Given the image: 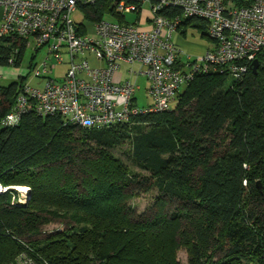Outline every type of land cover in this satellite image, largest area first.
Wrapping results in <instances>:
<instances>
[{
    "label": "trees",
    "instance_id": "trees-1",
    "mask_svg": "<svg viewBox=\"0 0 264 264\" xmlns=\"http://www.w3.org/2000/svg\"><path fill=\"white\" fill-rule=\"evenodd\" d=\"M111 8L97 0L79 11L92 25L112 17ZM135 13L138 22L141 7ZM206 26L187 18L177 31L195 27L207 37ZM18 47L13 66L22 60L21 42L0 41V66ZM258 62L240 79L196 75L165 111L101 130L33 112L3 126L26 77L0 87V187L7 189L0 192V264L22 253L37 264H180L181 249L186 264H264L262 56ZM125 144L142 173L114 156ZM12 187L28 188L27 201L18 203ZM152 190L155 213L133 219L129 201ZM56 221L65 228L40 238Z\"/></svg>",
    "mask_w": 264,
    "mask_h": 264
},
{
    "label": "built area",
    "instance_id": "built-area-1",
    "mask_svg": "<svg viewBox=\"0 0 264 264\" xmlns=\"http://www.w3.org/2000/svg\"><path fill=\"white\" fill-rule=\"evenodd\" d=\"M96 1L0 0V41L19 40L23 51L33 50V58L39 51L46 53L41 63L30 68V78L40 79L43 87L25 81L1 121L3 126L16 125L23 115L33 112L43 117L58 115L84 130L107 129L139 115L165 111L196 75L218 71L240 79L258 57L262 56L264 65V0H241L245 5L238 0H109L112 17L92 25L72 21V14ZM143 5L149 6L147 17L128 22L126 15L138 7L142 13ZM165 8L178 10L179 15H161ZM187 18L206 22L212 47L202 55L182 59L171 37ZM18 51L19 47L13 49L8 65L13 66ZM91 60L97 65L91 66ZM63 64V78H51L53 68ZM122 65L138 66L126 73L149 83L146 95L151 104L139 105L135 81L117 79ZM6 190L0 188V192ZM26 191L18 203L26 201ZM7 264L37 262L22 253Z\"/></svg>",
    "mask_w": 264,
    "mask_h": 264
},
{
    "label": "rangeland",
    "instance_id": "rangeland-1",
    "mask_svg": "<svg viewBox=\"0 0 264 264\" xmlns=\"http://www.w3.org/2000/svg\"><path fill=\"white\" fill-rule=\"evenodd\" d=\"M142 13H141V21H143V18L147 17L148 11H149V6L148 5H143L142 7ZM72 21L75 24H80L83 22H86L85 16L81 11H77L71 16ZM126 20L130 23H134L138 20V15L136 13L128 14L126 15ZM184 38L189 44H195L199 45L201 47H208L211 45V41L209 40L208 37L203 36L201 32L195 28V27H186L185 29V36ZM182 49V48H181ZM182 58H185L187 55L185 49H182ZM45 51H39L38 54L33 56V50L30 48H26L23 51L22 55V60L17 66H12V65H5V66H0V87H7L9 84L12 82L18 81L20 78L26 77V82L37 88H42L44 83L41 82V80L37 79H32L31 77V69L30 66L33 63H36L37 65L41 63V61L45 58ZM65 62H67L68 57L64 56L63 57ZM91 66H96L92 60H91ZM129 67H132L133 70H137L138 66L133 65V66H126L122 65L121 68L128 70ZM66 66L63 65H56L52 72H51V78H54L56 81H59L60 79L63 78V75L65 73ZM128 78L131 81H135L136 84L139 86V90L136 93V99L139 103V105L142 106H147L151 104V99L146 95V89L149 86V83L142 77H138L136 80L134 77L129 78V76H124V79ZM127 79V80H128ZM226 84H229L228 82ZM113 154L115 157L118 159L122 160L124 164L127 165V167L136 173H142L140 170L133 164L132 159H131V154H130V147L128 144H125L119 148H116L113 150ZM1 189H4L3 187H0ZM14 191L18 194V196H24V192L22 191L21 188L23 187H13ZM26 188V187H25ZM25 188H23L25 190ZM29 192L28 188L26 193ZM28 196V193L26 194ZM158 193L155 190H152L146 194H140L138 196H134L130 201H129V206L133 211L132 218L135 220H138L140 217L142 218H149L151 217L155 211V205L154 201L157 197ZM28 197H26L27 201ZM25 201V202H26ZM65 228V224L63 222L56 221L54 223H51L45 227L42 228V233L40 238H44L49 234H53L54 232L61 230ZM177 258L180 264H186V254L183 249L179 250L177 253Z\"/></svg>",
    "mask_w": 264,
    "mask_h": 264
},
{
    "label": "crops",
    "instance_id": "crops-1",
    "mask_svg": "<svg viewBox=\"0 0 264 264\" xmlns=\"http://www.w3.org/2000/svg\"><path fill=\"white\" fill-rule=\"evenodd\" d=\"M1 17H2V11L0 9V23H1ZM184 36H185V33H183V29H182V30H178L175 33H173L171 37V43L179 50L180 58H182L181 56L183 55L181 51L182 49H185L184 52H186L187 55L191 57H195L198 55H202L205 51H207L208 49L212 47V44L208 47L207 46L201 47L199 45L189 44L184 38ZM124 76H128V75L126 73V70L121 68L120 72L116 75V77L117 79L120 78L121 81L127 80L128 78L124 79Z\"/></svg>",
    "mask_w": 264,
    "mask_h": 264
},
{
    "label": "water",
    "instance_id": "water-1",
    "mask_svg": "<svg viewBox=\"0 0 264 264\" xmlns=\"http://www.w3.org/2000/svg\"><path fill=\"white\" fill-rule=\"evenodd\" d=\"M251 67H252V72L253 73H256L257 72V70H258V68H259V62L257 61V60H254L253 62H252V64H251ZM14 188L12 187V190H13Z\"/></svg>",
    "mask_w": 264,
    "mask_h": 264
},
{
    "label": "bare ground",
    "instance_id": "bare-ground-1",
    "mask_svg": "<svg viewBox=\"0 0 264 264\" xmlns=\"http://www.w3.org/2000/svg\"><path fill=\"white\" fill-rule=\"evenodd\" d=\"M22 191H25L23 188H21Z\"/></svg>",
    "mask_w": 264,
    "mask_h": 264
}]
</instances>
